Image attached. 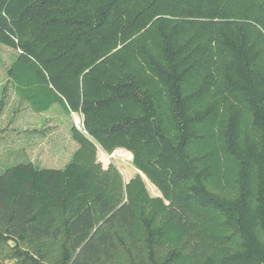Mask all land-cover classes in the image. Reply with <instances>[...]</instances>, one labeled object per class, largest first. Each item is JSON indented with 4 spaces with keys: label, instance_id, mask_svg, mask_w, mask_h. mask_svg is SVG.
I'll use <instances>...</instances> for the list:
<instances>
[{
    "label": "trees",
    "instance_id": "1",
    "mask_svg": "<svg viewBox=\"0 0 264 264\" xmlns=\"http://www.w3.org/2000/svg\"><path fill=\"white\" fill-rule=\"evenodd\" d=\"M0 44L136 170L4 169L0 264H264V0H0Z\"/></svg>",
    "mask_w": 264,
    "mask_h": 264
},
{
    "label": "rangeland",
    "instance_id": "2",
    "mask_svg": "<svg viewBox=\"0 0 264 264\" xmlns=\"http://www.w3.org/2000/svg\"><path fill=\"white\" fill-rule=\"evenodd\" d=\"M18 57L17 49L0 44V173L29 165V174L16 169L21 179H27L33 171H63L70 163H76L79 171L90 164L105 171L111 164L119 172L122 186L128 183L136 173L131 153L124 149L110 154L98 147L95 150L93 144L81 137L82 117L69 113L46 78ZM143 180L141 195L146 204L166 206L159 190Z\"/></svg>",
    "mask_w": 264,
    "mask_h": 264
},
{
    "label": "built area",
    "instance_id": "3",
    "mask_svg": "<svg viewBox=\"0 0 264 264\" xmlns=\"http://www.w3.org/2000/svg\"><path fill=\"white\" fill-rule=\"evenodd\" d=\"M99 148V147H98ZM101 152H104L101 148H99ZM105 153V152H104ZM106 159L109 160L110 157L106 155Z\"/></svg>",
    "mask_w": 264,
    "mask_h": 264
}]
</instances>
